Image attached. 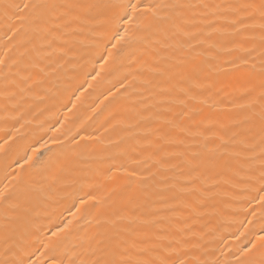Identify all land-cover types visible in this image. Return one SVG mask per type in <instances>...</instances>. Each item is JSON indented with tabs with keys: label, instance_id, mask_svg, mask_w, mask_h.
<instances>
[{
	"label": "bare ground",
	"instance_id": "6f19581e",
	"mask_svg": "<svg viewBox=\"0 0 264 264\" xmlns=\"http://www.w3.org/2000/svg\"><path fill=\"white\" fill-rule=\"evenodd\" d=\"M53 2L0 0V260L264 264V0Z\"/></svg>",
	"mask_w": 264,
	"mask_h": 264
},
{
	"label": "snow or ice",
	"instance_id": "6c2138e0",
	"mask_svg": "<svg viewBox=\"0 0 264 264\" xmlns=\"http://www.w3.org/2000/svg\"><path fill=\"white\" fill-rule=\"evenodd\" d=\"M23 7L19 3L15 4H3V14L6 17H9V13L12 16H15L17 20L26 22L28 26L31 28L33 34L37 38H47V36L52 33L54 30L60 27V19L61 17L56 14V9L61 7H73L76 5H58L53 2V0H22ZM139 6L136 4H127L122 6V12L116 16V25L121 23V20L127 14V9L131 8L133 13L136 12ZM157 8L160 7H169V5H158ZM172 7H178L173 5ZM151 8V6H150ZM153 15H156V12L153 11ZM10 18V17H9ZM129 20L134 19V16H128ZM261 19L264 20V3L261 5ZM264 27V25H262ZM128 35L127 29H125V35L119 36L117 32V36H119L120 40H124ZM261 187L258 189V193H264V172L260 177ZM261 201L264 202V195L260 197ZM83 203V201H82ZM262 207H264V203H262ZM261 241H264V237H261ZM253 247L255 245L253 244ZM245 251H250V249H246ZM7 255V250H6ZM0 264H21L20 261L17 260H9L4 259L0 260ZM97 264H100L98 261ZM103 264H145L142 261H133V260H106ZM237 264H240L238 261Z\"/></svg>",
	"mask_w": 264,
	"mask_h": 264
}]
</instances>
